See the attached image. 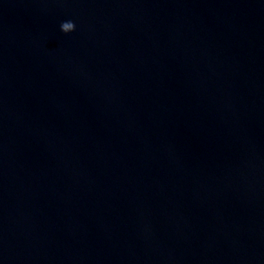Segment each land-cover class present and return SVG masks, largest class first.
Wrapping results in <instances>:
<instances>
[{
  "label": "water",
  "instance_id": "obj_1",
  "mask_svg": "<svg viewBox=\"0 0 264 264\" xmlns=\"http://www.w3.org/2000/svg\"><path fill=\"white\" fill-rule=\"evenodd\" d=\"M0 264H264V0H0Z\"/></svg>",
  "mask_w": 264,
  "mask_h": 264
},
{
  "label": "clouds",
  "instance_id": "obj_2",
  "mask_svg": "<svg viewBox=\"0 0 264 264\" xmlns=\"http://www.w3.org/2000/svg\"><path fill=\"white\" fill-rule=\"evenodd\" d=\"M61 28H62V30L64 32H70V31H73L74 30L75 25H74L73 22L68 21V22L62 23Z\"/></svg>",
  "mask_w": 264,
  "mask_h": 264
}]
</instances>
